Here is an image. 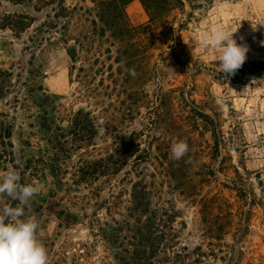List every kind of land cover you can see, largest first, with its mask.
<instances>
[{
  "label": "rangeland",
  "instance_id": "rangeland-1",
  "mask_svg": "<svg viewBox=\"0 0 264 264\" xmlns=\"http://www.w3.org/2000/svg\"><path fill=\"white\" fill-rule=\"evenodd\" d=\"M183 2L172 37L128 6L135 53L91 0H0V172L40 188L48 264H264V0ZM217 25L235 75L198 43Z\"/></svg>",
  "mask_w": 264,
  "mask_h": 264
},
{
  "label": "clouds",
  "instance_id": "clouds-1",
  "mask_svg": "<svg viewBox=\"0 0 264 264\" xmlns=\"http://www.w3.org/2000/svg\"><path fill=\"white\" fill-rule=\"evenodd\" d=\"M237 30L232 32L217 25L198 36L201 47L212 49L217 54L219 72L226 75H235L245 63L249 51L246 44H238L233 38ZM129 73L136 75L134 69H130ZM188 152L186 140L173 139L171 159L180 160ZM20 180L19 173L13 167L0 172V197L6 195L19 201L15 207L5 205L0 208V264H48L47 248L38 238V220L35 217L21 219L24 216L23 206L40 193V188L21 184Z\"/></svg>",
  "mask_w": 264,
  "mask_h": 264
},
{
  "label": "trees",
  "instance_id": "trees-1",
  "mask_svg": "<svg viewBox=\"0 0 264 264\" xmlns=\"http://www.w3.org/2000/svg\"><path fill=\"white\" fill-rule=\"evenodd\" d=\"M97 11V18L100 23L98 34L107 39H114L120 43H126L130 49L138 51L137 44L133 39L135 29L132 27L127 12L128 6L134 1H138L143 7L147 17L148 24H164L165 34L172 37L174 33L175 18L170 20V14L174 8L184 7L183 0H91ZM190 2V6H191ZM192 9L195 6H191ZM191 15H188L190 17ZM97 27V22H93ZM184 28V23H179V29ZM162 30V28H160ZM160 30V31H161ZM136 53V52H135ZM134 53V54H135ZM130 56L134 59L135 55ZM0 138L9 140L11 138L10 131H6L5 135ZM13 147L12 143L4 144V147Z\"/></svg>",
  "mask_w": 264,
  "mask_h": 264
}]
</instances>
